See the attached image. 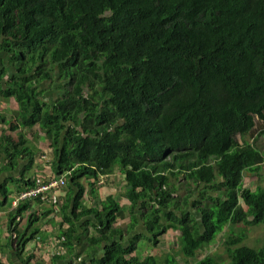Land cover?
Returning <instances> with one entry per match:
<instances>
[{"label":"trees","instance_id":"obj_1","mask_svg":"<svg viewBox=\"0 0 264 264\" xmlns=\"http://www.w3.org/2000/svg\"><path fill=\"white\" fill-rule=\"evenodd\" d=\"M53 81L57 99L42 85ZM0 95L17 104L0 130V176L12 173L0 177V208L11 184L20 197L65 181L54 189L67 195L58 209L65 253L53 264H223L201 257L219 233L264 224V186L245 187L264 165L247 140L264 137V0H0ZM30 136L51 143V170L36 180L27 173L44 151ZM114 172L126 177L128 207L95 199ZM46 194L9 213L17 256L35 238L33 200ZM171 231L178 251L142 252ZM246 238L227 241L228 264H264V247Z\"/></svg>","mask_w":264,"mask_h":264},{"label":"crops","instance_id":"obj_2","mask_svg":"<svg viewBox=\"0 0 264 264\" xmlns=\"http://www.w3.org/2000/svg\"><path fill=\"white\" fill-rule=\"evenodd\" d=\"M1 130V128H0ZM44 155H42L40 158L37 159L36 167L31 172L27 173V177H30V179L36 180L38 177V174L45 173V169H42V163H45L42 158H49V152H43ZM12 176V173L3 174L2 178H9ZM100 184L102 186H100ZM10 185V184H9ZM127 182L126 177H124L123 174L120 172H114L111 176H106L105 178H102V181L97 184V190H96V197L97 191L102 190L104 195H100L103 200L106 199L107 195H110L106 192L107 190H110V188H117L116 194H111L113 196H116L117 199H119L121 204L123 202H126L127 204L122 207H128L130 206L127 200L124 199V195L122 192L127 189ZM117 186V187H116ZM14 185H10L11 189V196H10V203L5 205L4 208H0V261L4 264H23V259L29 257L31 254H35L37 256L36 259L33 260L34 264H39V261H41L43 264H53V261H50L49 258V251L55 255L56 252L65 253V249L61 248L60 242L58 240V236L60 234L61 229V222L62 216L58 214V209L60 210L61 206H63L67 201V195L66 193L61 190H51L50 192H47L46 195H43L39 197V199L33 200V210L37 212V215L40 216V219H36V222L33 224L32 227L27 228V233L30 235H34V239L27 245L26 251L22 254V256H17L16 253L13 250V244L10 241V233L8 228L9 223V213L17 208L19 204H16L18 201L19 194L17 193V190L14 189ZM105 189V191L103 190ZM89 192V191H88ZM90 196L89 193L85 196ZM89 201H84V204L87 208H92L94 206V201L92 200V197L90 196ZM101 200V201H103ZM56 210V212H55ZM30 213H34L31 211ZM30 213H26L23 215V217L17 221L19 226L18 230L26 229V226H29V216ZM7 215V218L3 217V215ZM142 223V221H140ZM120 226L126 228L127 225L130 224L129 220H124L119 222ZM39 231V232H37ZM62 233V231H61ZM144 246H141L142 252H148L149 245H146L143 243ZM56 250V251H55ZM48 252V253H47ZM54 257V256H53Z\"/></svg>","mask_w":264,"mask_h":264},{"label":"rangeland","instance_id":"obj_3","mask_svg":"<svg viewBox=\"0 0 264 264\" xmlns=\"http://www.w3.org/2000/svg\"><path fill=\"white\" fill-rule=\"evenodd\" d=\"M61 82H45L44 84H42L44 87L46 86L47 89V98H54L57 99L60 93H57L56 90L54 91L53 86H55L54 84H57L60 86ZM43 87V88H44ZM44 90V89H43ZM14 103L10 102V100H7L4 98V96L0 95V113H5L6 110H9L8 113H6V120L7 123L5 125L0 124V128L1 129H5V130H10V126L12 124V119H15L13 117V112L12 109H17L16 106H14V104H16L15 100L12 99ZM17 105V104H16ZM260 125L258 126V130H260L262 127H264V124L259 122ZM12 136H14V134H11ZM31 135V133H30ZM255 135L252 136H248L247 140L251 141L252 143L255 144V146H257L258 148H260L263 152H264V137L259 136L257 139H255ZM41 136L46 137V135L42 134ZM30 138L33 140V142H35L37 144V146H39L44 152L48 153L51 151V143L50 141L47 139H43V141H35L34 137ZM240 141L243 143L242 141V137L239 136ZM46 156V155H45ZM44 159L45 163H42V167L45 168L46 170H51V163L49 162V158H42ZM116 173V172H115ZM100 186H102L100 184ZM126 186V185H124ZM259 186H264V165L262 168V171L260 174L254 176L252 174H247V176L245 177V187L246 188H250L252 190H257ZM117 187V186H116ZM117 188H110V190H107V193L111 194H116L118 190H116ZM64 188L61 190L63 191ZM105 191V189H103ZM89 191V190H88ZM179 196H184L185 195V188L182 186L180 191H179ZM97 199L98 201L103 200L102 197H100V195H104L102 190L97 191ZM88 199H90V196L85 197L84 201H89ZM9 204V203H8ZM124 205H126V202H123ZM123 204H121L123 206ZM189 210V209H188ZM192 212H196V210L192 209ZM5 217L7 218V215H3V217L1 219ZM140 226L143 228L142 223L140 224ZM144 230V228H143ZM144 232V231H143ZM177 232L175 231H171L168 234H166L165 236H163V243L158 246V247H152L153 245L149 244L148 242H146V245H149V252L153 253V254H158L161 255L162 257L166 256L165 254L167 253H171L174 252L175 250L178 251L179 249V245L177 246V244L179 243V236L176 235ZM243 234H246L247 238L244 241L243 245H248L250 247H254L256 249H262L264 247V224H260V225H248V224H240V225H229L226 227L224 232H221L217 235L215 241L210 245V247H208L207 250H204L201 253V257L206 256L207 254H218V256L220 257L221 262H223V264H228L231 261V256L228 253V246H227V241L234 237L236 239H238V237H241ZM234 248V247H232ZM56 251V250H55ZM48 253V252H47ZM50 261L52 260L54 254L51 252V250L48 253ZM183 264V262L181 263Z\"/></svg>","mask_w":264,"mask_h":264},{"label":"built area","instance_id":"obj_4","mask_svg":"<svg viewBox=\"0 0 264 264\" xmlns=\"http://www.w3.org/2000/svg\"><path fill=\"white\" fill-rule=\"evenodd\" d=\"M64 185H65L64 180H58V181L52 182L50 184H44L41 187H39L37 190H32L30 192H26L23 195H21L19 197L18 201L16 202V204H18L19 201L31 199V197L39 196L41 194L50 192L51 190L57 189V188L64 186Z\"/></svg>","mask_w":264,"mask_h":264},{"label":"clouds","instance_id":"obj_5","mask_svg":"<svg viewBox=\"0 0 264 264\" xmlns=\"http://www.w3.org/2000/svg\"><path fill=\"white\" fill-rule=\"evenodd\" d=\"M18 199H19V196H18ZM19 204V203H18Z\"/></svg>","mask_w":264,"mask_h":264}]
</instances>
